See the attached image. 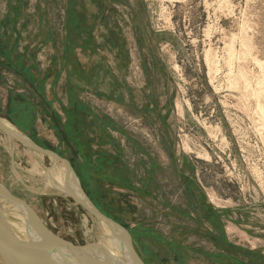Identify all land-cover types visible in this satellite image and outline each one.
Here are the masks:
<instances>
[{
    "label": "rangeland",
    "instance_id": "obj_1",
    "mask_svg": "<svg viewBox=\"0 0 264 264\" xmlns=\"http://www.w3.org/2000/svg\"><path fill=\"white\" fill-rule=\"evenodd\" d=\"M8 29L0 119L68 159L145 264H264V0H0V47ZM58 163L0 131V183L101 242Z\"/></svg>",
    "mask_w": 264,
    "mask_h": 264
},
{
    "label": "water",
    "instance_id": "obj_2",
    "mask_svg": "<svg viewBox=\"0 0 264 264\" xmlns=\"http://www.w3.org/2000/svg\"><path fill=\"white\" fill-rule=\"evenodd\" d=\"M0 131L23 146L49 157L53 162H61L72 184L64 185L62 189L104 229H109L112 236L116 235L120 239L121 245L117 243L116 246L126 255L124 261L117 260L90 250L97 247L98 243L79 246L66 241L50 231L25 200L0 183V258L3 264H83L73 263L71 259L74 257L84 260V264H145L137 253L128 230L94 205L68 159L8 127L2 119ZM15 212L21 214L25 220L23 230L16 228L18 225H15Z\"/></svg>",
    "mask_w": 264,
    "mask_h": 264
},
{
    "label": "bare ground",
    "instance_id": "obj_3",
    "mask_svg": "<svg viewBox=\"0 0 264 264\" xmlns=\"http://www.w3.org/2000/svg\"><path fill=\"white\" fill-rule=\"evenodd\" d=\"M5 123L8 127L13 129V127L9 123H7V122H5ZM59 170H61V171H59ZM49 173H50V170H49ZM66 173L67 172H66L65 168L55 170V172H53L52 181H50V183L52 182L54 185H56L58 188H61V189L62 188L64 189V185H68V186L70 185L71 186L72 184H70V181L67 178ZM14 215L16 216L15 221L17 223V224L15 223V225H18L17 227L16 226H14V227H16L19 230H23L24 224H25L24 218L22 217L21 214H19L17 212H15ZM103 234H104L103 240L98 243L97 247H95L93 249L91 248L90 250L94 251L96 253H99L100 255L106 254L113 259L124 261L126 255L122 254V251L120 250V248L116 246L117 243H118V245L119 244L121 245L120 239L116 235L112 236L109 229H104ZM78 260L75 257L71 259V261L73 263H83V264L85 263L84 260H79V261Z\"/></svg>",
    "mask_w": 264,
    "mask_h": 264
},
{
    "label": "crops",
    "instance_id": "obj_4",
    "mask_svg": "<svg viewBox=\"0 0 264 264\" xmlns=\"http://www.w3.org/2000/svg\"><path fill=\"white\" fill-rule=\"evenodd\" d=\"M14 31H15V29H13ZM2 35V34H1ZM18 37H19V34L17 35L16 33H11V31H10V29H8V31H6V34L2 37V40H3V42H2V47H0V50H2L3 52H4V54H11V57H16V59L15 60H17V61H21V59L23 58V56H22V52H19L18 54H16V56H14L12 53H11V50L13 49L14 50V48H16V46H17V43H18ZM5 40H7L8 41V44H7V42H5ZM59 41V40H58ZM8 46V47H7ZM6 47V49H4ZM25 47H26V45H25ZM21 48V47H20ZM26 50V49H25ZM10 57V56H9ZM10 57V58H11ZM41 57V56H40ZM72 58H71V61L72 62H74L75 61V58H76V60H77V57H73V56H71ZM67 59V56H65L64 54H62L60 57H58L57 58V60H56V62H57V70L54 72V74H55V77L56 78H59V76H60V74L62 73V71H65V74L68 76L69 75V77H70V75H71V66H70V63L68 62V60H67V63H68V68L65 70V69H62V68H64L63 66H65V64H64V62H65V60ZM69 59V58H68ZM36 61H38V58H37V56H36ZM35 61V62H36ZM39 62V61H38ZM37 63V62H36ZM62 69V70H61ZM22 70H24V73L26 74V73H28L30 76H31V74H30V72H31V70H30V68H29V70H28V68L27 67H23L22 68ZM21 71V70H20ZM24 74V76L26 77V75ZM21 75V74H20ZM53 89H54V87H52V91H53Z\"/></svg>",
    "mask_w": 264,
    "mask_h": 264
},
{
    "label": "trees",
    "instance_id": "obj_5",
    "mask_svg": "<svg viewBox=\"0 0 264 264\" xmlns=\"http://www.w3.org/2000/svg\"><path fill=\"white\" fill-rule=\"evenodd\" d=\"M93 202H94V201H93ZM94 204H95V203H94ZM95 205H96V204H95ZM96 206H97V208H98L102 213L106 214L108 217H111V215H109V214L107 213V211L101 209V208L99 207V205H96ZM111 218L114 219L115 221H117V222L120 223V219H117V218H114V217H111ZM220 239L224 240V242L226 241V239H224V237H223V238L220 237Z\"/></svg>",
    "mask_w": 264,
    "mask_h": 264
}]
</instances>
